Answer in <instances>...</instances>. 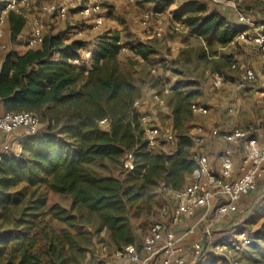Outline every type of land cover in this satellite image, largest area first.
<instances>
[{"label":"trees","instance_id":"16d2710c","mask_svg":"<svg viewBox=\"0 0 264 264\" xmlns=\"http://www.w3.org/2000/svg\"><path fill=\"white\" fill-rule=\"evenodd\" d=\"M147 1L159 13L171 3ZM256 4H249L248 10ZM174 15L184 18L189 33L209 46L225 47L239 31L230 16L195 0L185 1ZM8 23L15 40L26 18L10 13ZM85 46L82 41L66 43L64 33H55L45 35L36 48L3 55L4 112L34 113L46 128L24 136L19 154H0V264L75 263L92 245L90 233L79 227L93 220L115 252L120 251L135 243L132 218L150 201L152 189L165 185L180 190L184 186L178 182L197 167L184 150L173 156L152 155L140 112L133 107L140 90L117 53L127 47L147 63L157 50L143 42L122 44L117 33L105 34L92 64H74ZM170 95L173 129L181 130L193 113L192 93L175 85ZM105 119L108 127L102 128L99 123ZM129 154L134 156L132 169L125 164ZM115 169L126 173L125 178ZM50 192L69 197L71 209L48 206ZM258 233L264 234V225ZM261 252L264 256V247ZM214 260L218 257L206 249L196 264Z\"/></svg>","mask_w":264,"mask_h":264},{"label":"rangeland","instance_id":"374dc122","mask_svg":"<svg viewBox=\"0 0 264 264\" xmlns=\"http://www.w3.org/2000/svg\"><path fill=\"white\" fill-rule=\"evenodd\" d=\"M101 1L108 14L105 15L104 24L96 31L92 30L89 23L72 10L65 20L56 19L54 16L39 15L40 6H36L32 12L42 17L45 35L64 33V37L70 42H85L87 47L83 48L81 52L86 49L92 52L88 61L91 64L99 38L105 34L117 33L122 44L130 45L139 42L151 44L158 53L151 57V61L147 63L138 59L130 51L117 53V58L122 66L132 73L135 83L139 87L140 92L136 100L141 101L139 111L148 117L149 125L173 127V116L167 105L172 98L171 89L175 85H178L184 92L192 93L191 100L194 102L201 99L202 104L207 106L208 112L205 115L191 113L189 119L182 123L181 130H174L176 136L172 141H161L155 147H148L152 155L173 156L178 150H184L188 152L191 160L196 161L198 154L210 151V146V148H215L214 151H217L221 147L223 135L234 126L242 128L250 135L260 136V142H264L263 105L259 102V98H254L250 92L251 90L259 92L260 89L240 90L235 72L230 69L231 63L235 61L245 64L248 63V59L258 60L250 47L237 43L225 47L217 44L209 46L203 39L190 34L188 27L182 23L184 18L177 20L174 15L181 4L187 0H171L165 11L158 18L153 17L145 26L141 24L142 15L153 9V3L147 0ZM157 1L162 2L163 0ZM195 1L206 3L211 10L220 6L218 3L220 0ZM256 6L260 8V12H264V3L259 2ZM229 16L235 21L234 13H229ZM157 28H161L160 37L154 34ZM29 31L30 28L27 29V35L20 39L16 37L17 44L25 43L23 39L24 37L26 39ZM79 31H81L80 35L77 33ZM13 41L10 26L7 24L4 36L0 39V52L7 50L2 46L9 47ZM258 61L261 66L260 70L264 72L263 60ZM214 73H219L224 77V85L219 89H215L212 85ZM155 96L164 99L165 104H159ZM230 109L233 110L230 111ZM137 122H139L138 119ZM108 123L109 121L106 120L99 124L102 128H107ZM197 127H201V131H198ZM45 128L46 125L41 123L39 131L42 132ZM8 145L10 148L2 149V152L16 154V145L13 140ZM180 146L181 148H179ZM133 157L130 159L131 166L128 165V159L125 160L129 169L133 168ZM114 173L122 179L126 176V173L119 174V169H115ZM192 174L187 175L182 183L177 181L178 184H181L182 187L187 185L192 180ZM172 191L165 185L152 189L150 201L144 203L141 210L133 215L135 243H140L152 224L161 220L162 208L170 202ZM54 204L71 209L69 197L50 192L48 193V206ZM263 225L264 179L258 183L256 192L242 200L236 214L218 217L214 211L209 213L197 226L198 237H201L206 226H209L212 232V242L224 241L236 232L244 230L251 234L254 240L249 247L238 251L235 254V259L239 264H264V256L261 254L264 240H258V236L264 237V234L256 235L261 231ZM79 229L90 233L92 245L72 264H97L101 260L110 261L112 264L122 263V260L116 256L115 248L111 245L106 232L98 231L96 221L86 223ZM191 260L194 261L192 254Z\"/></svg>","mask_w":264,"mask_h":264},{"label":"built area","instance_id":"2783aa9c","mask_svg":"<svg viewBox=\"0 0 264 264\" xmlns=\"http://www.w3.org/2000/svg\"><path fill=\"white\" fill-rule=\"evenodd\" d=\"M0 39L4 36L8 15L14 13L27 17L31 13L37 0H0ZM227 3L233 10L235 23L239 31L230 44H240L250 47L254 54H259L264 63V12L255 6L248 10L251 3H264V0H220ZM74 11L86 20L91 29L96 31L104 24L106 9L101 0H51L39 7L40 15L54 16L59 20L68 18L70 11ZM263 13V14H261ZM161 15L153 9L144 12L141 24L147 25L153 18ZM45 26L40 16L30 18V33L25 39L26 48L40 46L45 37ZM78 35L81 31L77 32ZM155 36H161V28L154 32ZM5 48V46H2ZM121 51H129L122 47ZM92 56L88 49L82 51L79 57L72 62L74 64H87ZM230 69L235 72L239 88H245L249 84L258 81V75L254 68L235 61ZM153 72L155 70H152ZM224 77L214 73L212 85L219 89L224 85ZM264 92V84H263ZM159 104L165 101L155 96ZM133 107L140 109L141 101H134ZM193 114L205 115L208 112L206 105L199 101L191 105ZM232 111V109H230ZM140 112V111H139ZM140 123L144 129V139L149 147H155L161 141H172L176 134L172 126L149 125V119L141 114ZM106 120H102L104 123ZM41 122L39 117L31 112H0V132L11 135L19 128H23L25 135H34L39 132ZM201 131V127H197ZM223 141L228 146L219 154L217 167L213 168L207 156H197V167L192 174V180L182 189L172 191L169 205L162 208L161 215L165 221H157L152 224L149 232L140 243L130 244L116 252V256L122 260L121 264H186L184 256L185 247L183 240L190 236L195 228H189L182 234L174 231L173 226L182 219L193 218L198 214L200 221L209 213L215 212L216 216L224 217L228 214H236L244 198L257 191L258 183L264 179V143H259L255 137L241 128H233L223 135ZM242 147V156L239 165L236 166L231 147ZM4 150L10 147L3 146ZM132 155H128L129 166ZM212 232L209 226L203 229L201 238L192 243L191 254L194 263L203 256L205 250H210L218 260L209 264H239L235 254L249 247L253 243V237L244 230L236 232L224 241L212 242ZM97 264H112L110 261L101 260Z\"/></svg>","mask_w":264,"mask_h":264},{"label":"crops","instance_id":"0c3cea01","mask_svg":"<svg viewBox=\"0 0 264 264\" xmlns=\"http://www.w3.org/2000/svg\"><path fill=\"white\" fill-rule=\"evenodd\" d=\"M46 2H48V1H46V0H37L36 1L37 5L35 4L32 10H34L36 8V6L37 7L41 6L42 4H44ZM218 3L220 4V6H217V9L220 10L221 12H224L225 15L229 16V13H231V14L233 13V10L228 6L227 3H222V2H218ZM106 13L108 14L107 10H106ZM35 15H36V13L31 11V13H29V15L26 17V23H25L22 31L20 32V34L17 36L18 39H20L24 35H27L26 34L27 33V29L30 28V18L35 16ZM46 16H48V15H46ZM7 24H9L8 21H7ZM29 33H30V31H29ZM23 41H25V37H24ZM65 42L66 43H70V40L65 38ZM86 47H87V45L84 48H86ZM5 48H7L6 51L0 52V64H1V61H2V58H3V55L7 51L13 50V51H15L17 53H23L27 49L26 46H25V43L17 44L16 39L13 41V44H10L9 47L5 46ZM256 56H257L258 60H260V61L262 60V57L259 54H256ZM258 60H256V59L249 60L248 59V63H245L247 66H250V67L255 69V71H256V73L258 75V81L253 83V84H249L245 88H239V87L238 88L240 90H248V89L251 90V89H256V88L258 89L259 88L260 89L259 92H258V90H254V91L251 90L250 92L252 93L254 98H257V97L259 98V100H260L259 102L262 103L263 111H264V92H263L264 72H262L260 70L261 66H260ZM245 61H246V59H245ZM243 64H244V62H243ZM248 64H251V65H248ZM263 69H264V67H263ZM197 101L202 103L201 99H199ZM0 112H4V109L2 108V104L1 103H0ZM233 128H236V127L234 126V127L230 128L227 132H229ZM237 128H239V127H237ZM247 133L249 134V132H247ZM24 136H26V135H25V131H24L23 128H19L15 133H13L11 135H6V134L0 132V154L4 153V152H2V149H4L3 146L5 144H8L12 140H13V143L16 145V152L15 153L19 154L21 152V144L20 143H21V140L23 139ZM249 136L255 137L258 140L259 143H264V142H260V136H258L256 134L255 135H250L249 134ZM3 137H4V139H3ZM3 140H4V142H3ZM221 140H222L221 147H219V149L217 151H214L215 148H213V147L210 148L211 147L210 146L209 147L210 151H207V153L206 152L205 153L202 152V153L197 155V156H202V155L203 156L204 155L207 156L210 159L213 168L217 167V158H218L219 154L228 146V144H226L223 141L222 138H221ZM201 150H204V149H201ZM231 151H232V155L234 157L235 164L237 166V165H239V163L241 161L242 147L232 146L231 147ZM165 206H170V205H169V203H167ZM200 215L201 214H198V215H196L193 218L182 219L178 224L173 226L174 231L176 233H178V234H182L183 232L187 231L191 227L195 228V231L190 236H188L186 239L183 240V244H184V247H185L184 256H185L186 261H187L186 264H195L194 261L191 260V253H192L191 252V246H192V243L195 240H199L201 238V237L200 238L198 237L199 236V233H198L199 230L197 228L198 224L200 223V218H199ZM160 218H161V220H159V221H165L166 220V218L164 216H162V215L160 216ZM197 218H199V219L197 220Z\"/></svg>","mask_w":264,"mask_h":264}]
</instances>
